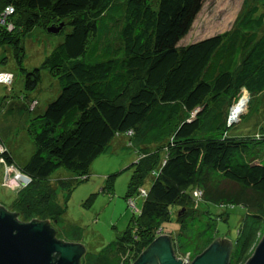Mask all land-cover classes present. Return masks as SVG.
<instances>
[{
  "label": "trees",
  "instance_id": "16d2710c",
  "mask_svg": "<svg viewBox=\"0 0 264 264\" xmlns=\"http://www.w3.org/2000/svg\"><path fill=\"white\" fill-rule=\"evenodd\" d=\"M204 3L0 0V49L13 50L28 93L38 89L43 76L40 68L24 67L23 39L37 27L48 33L51 25L64 24L63 41L44 61V69L58 85L57 97L29 117L26 125L35 145L30 160L18 168L0 138L6 149L0 159L5 166H16L31 182L30 190L17 193L16 204L26 198L29 211L38 207L41 220L59 223L61 213L53 201L57 192L48 183L53 173L61 168L76 173L73 183L58 184L71 188L86 180L91 163L116 137L130 136L141 146L127 198L141 196L143 206L139 209L131 199L138 215L116 241L91 256L90 264H133L164 234H159L160 228L175 204L180 233L167 235L177 257L189 254L191 260L202 252L190 245L180 251L176 237L184 240L188 230H197L206 249L217 240L210 211L202 210L200 216L199 205H241L248 214L255 197L260 203L254 215L250 212L253 223L264 221V138L234 136L229 125L242 90L264 94V12L254 7L235 29L181 44ZM9 7L13 12L4 17ZM31 96L25 94L23 100L33 113L40 101ZM32 98L37 105H32ZM263 120L257 118L253 131ZM148 175L151 186L142 195L140 186ZM215 182L240 191L215 190ZM44 203L51 205V211L42 210ZM225 215L217 217L224 220ZM252 230L244 220L230 264L245 254Z\"/></svg>",
  "mask_w": 264,
  "mask_h": 264
},
{
  "label": "rangeland",
  "instance_id": "374dc122",
  "mask_svg": "<svg viewBox=\"0 0 264 264\" xmlns=\"http://www.w3.org/2000/svg\"><path fill=\"white\" fill-rule=\"evenodd\" d=\"M254 7L264 12V0H205L189 34L180 43L191 44L229 32L235 29L241 18ZM261 32H264V28ZM63 38L62 34L49 35L37 27L23 39L24 67L27 70L40 68L43 76L38 89L32 93L24 89L25 76L16 65L13 50L8 47L0 49V74L3 75L0 76V138L1 142L11 149L18 168H22L30 160L35 150L33 141L26 133L29 117H34L39 110H45L48 103L57 97L58 85L44 69V61L59 42L63 41ZM6 74L12 76L11 82L7 80ZM25 94H31L39 99L40 106L36 112L32 113L26 107V101L23 100ZM36 98H32V105H37ZM235 109V116L232 117ZM258 117L264 119V94L249 95L247 91L242 90L240 99L230 113L229 125L233 127L230 130L231 134L244 139L264 138V122L259 124L261 127L258 126V129L253 131ZM130 140L132 144L129 143ZM0 147L5 149L1 143ZM138 151L142 152L138 141L130 136H118L109 148L91 163L86 180L71 188L64 187L63 184L58 187L60 180L73 183V180L78 179L76 173L68 172L63 168L53 173L48 180L57 192L53 201L61 213L59 223L48 221L57 230L58 239L81 243L85 247L86 254L81 264H90L91 256L98 255L103 248L116 241L127 230L130 221L138 215L134 214V209L129 205L130 199H134L139 209L142 208L144 199L141 196L127 198L129 183L135 170L133 165L137 164L140 158ZM7 168L0 160V207L12 213H18L21 222L41 220L38 216V207L34 206L36 210H28V199H21L18 204L15 202L17 193L26 187L30 190L31 182L26 180L24 184L18 186L13 181L8 182V179L12 180L17 175V171H21L16 166H7ZM151 181L152 177L148 175L141 183V189L149 191ZM49 184L43 185L46 188ZM213 186L215 190L220 191L228 189L234 193L240 191L238 187L226 182H215ZM28 189L26 191H29ZM259 203L258 198L254 197L250 203L251 214L256 213L254 209ZM43 206V211L48 208L47 212L51 211V205L44 203ZM202 210L210 211L211 221L216 228L215 236L219 240L235 243L243 221L247 220L248 224H252L253 237L249 247L236 263L245 264L264 235V221L254 224L250 212L248 211L247 214V209L241 205H235L233 208L219 207L214 204L199 205L200 216ZM178 211L177 204L170 207L169 217L160 228L164 234L180 233V224L177 221ZM23 214L24 216H21ZM219 214H226L225 219L218 218ZM197 234V230H188L184 234V240L176 237L179 250L185 251L190 245L195 246L196 252H203L207 243ZM187 257L189 254L181 255L179 258L185 260Z\"/></svg>",
  "mask_w": 264,
  "mask_h": 264
},
{
  "label": "water",
  "instance_id": "95a60500",
  "mask_svg": "<svg viewBox=\"0 0 264 264\" xmlns=\"http://www.w3.org/2000/svg\"><path fill=\"white\" fill-rule=\"evenodd\" d=\"M63 27L51 25L47 31L58 35ZM232 250V242L217 239L190 264H230ZM85 254L81 243L58 239L50 221L21 222L16 213L0 207V264H81ZM133 264L185 263L175 254L171 237L161 234ZM245 264H264V235Z\"/></svg>",
  "mask_w": 264,
  "mask_h": 264
},
{
  "label": "built area",
  "instance_id": "2783aa9c",
  "mask_svg": "<svg viewBox=\"0 0 264 264\" xmlns=\"http://www.w3.org/2000/svg\"><path fill=\"white\" fill-rule=\"evenodd\" d=\"M13 11H11V12H9V11H6L5 12V14L3 15L4 17H6L8 14H11ZM0 76H3V75H1L0 74ZM6 76L8 77L7 78V80H10L9 82H11V80H12V76L10 75V74H6ZM6 152V149H2V147H0V157H1V155L2 154H4ZM2 153V154H1ZM1 160V159H0ZM2 161V160H1ZM3 162V161H2ZM4 163V162H3ZM6 168H7V166H6ZM8 169V168H7ZM18 176H20V177H22V178H24V179H26V180H28V181H30V179L27 177V176H25V175H23L22 173H20L19 171H17V175L11 180V179H8V182H11V181H13V183H15L17 186L19 185V184H24L26 181H21L20 179H18ZM141 193H142V195H145V192L143 191V190H141L140 191ZM129 205L132 207V208H135V203H134V201L133 200H129ZM183 260V262L185 263V264H190L191 262H192V260L190 259V255H189V257H187V258H185V260L184 259H182Z\"/></svg>",
  "mask_w": 264,
  "mask_h": 264
},
{
  "label": "bare ground",
  "instance_id": "6f19581e",
  "mask_svg": "<svg viewBox=\"0 0 264 264\" xmlns=\"http://www.w3.org/2000/svg\"><path fill=\"white\" fill-rule=\"evenodd\" d=\"M235 113H236V109L232 112V117L235 116ZM19 179H20L21 181H26V179H24V178H22V177H20V176H19Z\"/></svg>",
  "mask_w": 264,
  "mask_h": 264
},
{
  "label": "clouds",
  "instance_id": "9594fccd",
  "mask_svg": "<svg viewBox=\"0 0 264 264\" xmlns=\"http://www.w3.org/2000/svg\"><path fill=\"white\" fill-rule=\"evenodd\" d=\"M6 11L11 12V11H13V9L11 7H9L8 9H6Z\"/></svg>",
  "mask_w": 264,
  "mask_h": 264
},
{
  "label": "crops",
  "instance_id": "0c3cea01",
  "mask_svg": "<svg viewBox=\"0 0 264 264\" xmlns=\"http://www.w3.org/2000/svg\"><path fill=\"white\" fill-rule=\"evenodd\" d=\"M31 97H35V96H33V95H32ZM7 147H8V146H7ZM8 149L10 150V148H9V147H8Z\"/></svg>",
  "mask_w": 264,
  "mask_h": 264
}]
</instances>
